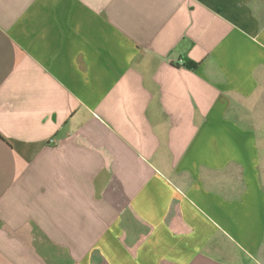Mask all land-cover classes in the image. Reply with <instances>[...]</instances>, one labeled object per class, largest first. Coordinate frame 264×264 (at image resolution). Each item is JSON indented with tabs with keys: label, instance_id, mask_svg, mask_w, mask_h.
Returning a JSON list of instances; mask_svg holds the SVG:
<instances>
[{
	"label": "crops",
	"instance_id": "crops-1",
	"mask_svg": "<svg viewBox=\"0 0 264 264\" xmlns=\"http://www.w3.org/2000/svg\"><path fill=\"white\" fill-rule=\"evenodd\" d=\"M0 264H264V0H0Z\"/></svg>",
	"mask_w": 264,
	"mask_h": 264
},
{
	"label": "trees",
	"instance_id": "trees-1",
	"mask_svg": "<svg viewBox=\"0 0 264 264\" xmlns=\"http://www.w3.org/2000/svg\"><path fill=\"white\" fill-rule=\"evenodd\" d=\"M197 65H198L197 62H194V61H192L190 59H187V58L181 64V66H183V67H185L186 69H189V70H194Z\"/></svg>",
	"mask_w": 264,
	"mask_h": 264
}]
</instances>
